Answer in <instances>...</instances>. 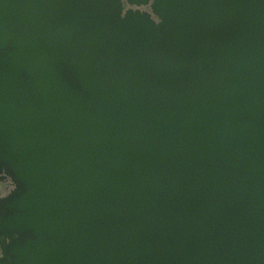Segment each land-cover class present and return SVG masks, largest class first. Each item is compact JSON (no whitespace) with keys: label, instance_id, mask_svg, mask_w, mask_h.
I'll return each mask as SVG.
<instances>
[{"label":"water","instance_id":"95a60500","mask_svg":"<svg viewBox=\"0 0 264 264\" xmlns=\"http://www.w3.org/2000/svg\"><path fill=\"white\" fill-rule=\"evenodd\" d=\"M0 264H264V0H0Z\"/></svg>","mask_w":264,"mask_h":264},{"label":"crops","instance_id":"0c3cea01","mask_svg":"<svg viewBox=\"0 0 264 264\" xmlns=\"http://www.w3.org/2000/svg\"><path fill=\"white\" fill-rule=\"evenodd\" d=\"M2 190L0 191V193L1 194H4L5 192H7L10 188H11V186H10V184H8V183H3L2 184Z\"/></svg>","mask_w":264,"mask_h":264}]
</instances>
